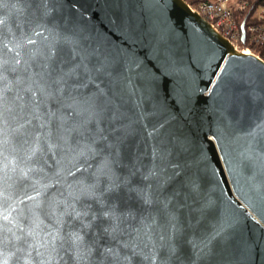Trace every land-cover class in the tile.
Here are the masks:
<instances>
[{
	"label": "water",
	"instance_id": "1",
	"mask_svg": "<svg viewBox=\"0 0 264 264\" xmlns=\"http://www.w3.org/2000/svg\"><path fill=\"white\" fill-rule=\"evenodd\" d=\"M0 20V58L6 61L0 140L8 166L0 192L4 214L10 213L16 224L0 219L5 228L0 260L109 264L112 249L131 264H150V255L156 264H264V59L237 49L186 0H0ZM241 30L246 42L245 23ZM81 49L120 68L115 73L120 122L110 131L111 118L99 124L111 147H102L97 135L96 155L69 162L68 151H50L41 143L26 163L32 130L22 127L16 97L27 99L26 85L16 81H27L25 67L39 71L49 54V66L60 68ZM17 58L20 70L10 71ZM217 65L225 69L219 78L212 74ZM165 75L172 82L167 89L157 87L153 81L163 84ZM90 90L89 85L84 94ZM177 92L179 109L171 103ZM90 133L96 135L94 121L72 132L61 148L88 144ZM106 165L107 180L122 182L147 177L151 169L166 170L171 177L178 166L184 176L169 191L180 190L183 180L192 178L197 194L185 190L163 207L122 197L115 202L122 216L117 233L84 228L90 221L71 215L63 203L71 191L75 208L95 214L98 225L99 207L79 186H103L104 180L96 178ZM27 167L38 170L29 175L41 184L39 210L30 211L33 202H19L25 191L36 196L32 180L19 176V169ZM145 225H152L151 231ZM33 230L35 240L27 236ZM73 232L83 237L78 249L66 239L55 247L49 242L50 233L67 238ZM128 244L131 249L124 247Z\"/></svg>",
	"mask_w": 264,
	"mask_h": 264
},
{
	"label": "snow or ice",
	"instance_id": "2",
	"mask_svg": "<svg viewBox=\"0 0 264 264\" xmlns=\"http://www.w3.org/2000/svg\"><path fill=\"white\" fill-rule=\"evenodd\" d=\"M40 3H43V0H40ZM2 24L3 20H0V25ZM28 43H35V41L29 40ZM16 55L19 57V53ZM51 60L52 54H49L45 58L44 64L40 66L39 71L36 72H30L29 66H26L25 71L28 72L27 81L19 78L16 81L17 84L26 85L22 91L27 94V99L20 94H17L16 97L19 102V115L24 120L22 127L32 130L30 133L32 143L28 144L25 151L24 159L26 163L32 161V158L37 155L40 151L41 143L50 151L54 148L68 151L71 156L69 162L85 154L96 155L97 147L94 145L97 135L100 137L102 147H111L108 137L104 134L105 130L100 129L99 124L101 122H108L105 119L106 117L111 118L115 123L110 125L108 129L110 131L111 128L116 126V123L120 122L121 114L117 103L120 99L118 94L120 81L115 76V73L120 71L119 66H114L109 58L92 57L83 49L73 52L70 62L64 67L49 66ZM5 63L6 61L0 58V124L3 123ZM20 64L21 60L17 58L10 71L18 72ZM152 67L156 72L161 71L154 63ZM216 69L212 74L214 77L219 78L220 73L225 72V69L220 65H217ZM163 81V84L156 81L153 82L157 87H164L165 89L172 82L171 78L167 75L163 76ZM212 84L213 81L209 80V85L211 86ZM89 85L91 86V90L88 94H84V90ZM167 94L172 95L171 92ZM179 96L180 93L177 92L171 101L176 109H179L181 105V100L177 98ZM85 116L89 117V121L95 122L96 135L90 133L91 140L86 145L78 144L75 149H72L70 146L62 149L61 145L68 144L67 137L74 131L79 132L89 122L83 119ZM117 131H120V129H117ZM262 132H264V128H262ZM0 135H2V128H0ZM115 135V133H112L113 139H115ZM25 143L27 144V141ZM11 163V171L16 173L17 165L15 161ZM73 166L79 170L78 165L74 164ZM7 167L3 163V141L0 140V185H2ZM107 169L108 165L102 170L101 175L96 178L97 180H104L103 186L97 183L92 186L91 190L87 186H79L81 193L86 198L90 197L92 202L96 203L99 207L100 223L98 225L95 214L89 215L87 211L81 212L75 208L72 201L76 197L71 191L67 194V201L63 203V207L66 210H71V215L78 218L83 217V220L90 221L89 223H83L82 220L84 228L98 226L105 233L109 231L113 234L117 233L120 229L122 216L118 215L115 202L122 197L131 196L141 201L144 205L159 204L163 207L173 203L178 196L184 195L185 190L192 197H195L197 194L196 182L192 178L184 179L180 190L169 191L184 176L178 170V166L173 168L171 177L166 175V170L151 169L147 177H141L139 180L133 178L132 181L128 182L107 180ZM37 172L38 170L32 167L19 169L20 178L22 180H32L31 188L32 191L36 192V196H32L28 195L27 191H25L22 199L19 201L21 204H24L25 201L33 202L30 206V211L39 210L40 208L38 197L41 191V184L39 180H33L29 175L30 173ZM68 173L71 174V168L68 169ZM67 187L71 188L70 185ZM169 197H172V199L170 200ZM3 208L2 192H0V219L9 222L12 227H15V221L10 219L11 214L5 215ZM13 211H15L14 208ZM33 215H35V211H33ZM105 223L108 224L107 228L104 227ZM12 227H9L7 231L15 236ZM151 227L152 225H145V231H151ZM4 232L3 223H0V245L4 242ZM27 236L35 240L36 233L34 230L29 231ZM15 239L19 241L21 237L15 236ZM48 239L53 247L56 246V243L63 244L65 239L69 247L74 250L83 246V237L76 232L70 233L67 238L62 237L59 233H50ZM175 242L173 241V243ZM124 247L131 249L130 244L124 245ZM132 251H135V249H132ZM108 253L110 255L109 264H131L127 257L120 256L112 249H109ZM147 259L150 261V264H156L152 255L147 257ZM0 264H5V262L0 260Z\"/></svg>",
	"mask_w": 264,
	"mask_h": 264
},
{
	"label": "built area",
	"instance_id": "3",
	"mask_svg": "<svg viewBox=\"0 0 264 264\" xmlns=\"http://www.w3.org/2000/svg\"><path fill=\"white\" fill-rule=\"evenodd\" d=\"M247 0H201L190 4L192 10L198 11L217 30L227 36L234 46L247 53H254L264 59V52H255L252 45L264 43V21L247 27L248 45L242 41L241 25L235 18V10L246 7ZM259 16L264 18V6L259 7Z\"/></svg>",
	"mask_w": 264,
	"mask_h": 264
},
{
	"label": "trees",
	"instance_id": "4",
	"mask_svg": "<svg viewBox=\"0 0 264 264\" xmlns=\"http://www.w3.org/2000/svg\"><path fill=\"white\" fill-rule=\"evenodd\" d=\"M186 1L189 4L194 5L201 0H186ZM260 6H264V0H247L246 7L235 10L234 15L236 20L239 22L240 25H242V23H245L246 28L250 24L263 22L264 18H261L258 12ZM245 43H248V41H246ZM252 46L255 52L257 53L264 52V43L259 45H252Z\"/></svg>",
	"mask_w": 264,
	"mask_h": 264
},
{
	"label": "rangeland",
	"instance_id": "5",
	"mask_svg": "<svg viewBox=\"0 0 264 264\" xmlns=\"http://www.w3.org/2000/svg\"><path fill=\"white\" fill-rule=\"evenodd\" d=\"M246 45H248V43H246ZM254 50V49H253Z\"/></svg>",
	"mask_w": 264,
	"mask_h": 264
},
{
	"label": "bare ground",
	"instance_id": "6",
	"mask_svg": "<svg viewBox=\"0 0 264 264\" xmlns=\"http://www.w3.org/2000/svg\"><path fill=\"white\" fill-rule=\"evenodd\" d=\"M246 52H247V50H246Z\"/></svg>",
	"mask_w": 264,
	"mask_h": 264
}]
</instances>
